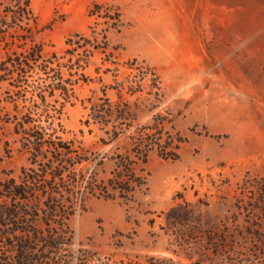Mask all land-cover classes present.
Wrapping results in <instances>:
<instances>
[{
    "label": "rangeland",
    "instance_id": "374dc122",
    "mask_svg": "<svg viewBox=\"0 0 264 264\" xmlns=\"http://www.w3.org/2000/svg\"><path fill=\"white\" fill-rule=\"evenodd\" d=\"M95 3L120 8L123 26L108 33L112 54L85 63L66 42L92 38ZM165 35L190 39L191 71L178 57L158 64ZM106 98L116 110L95 120ZM170 140L176 161L159 155ZM116 154L133 161L134 198L91 197L67 221L71 243L39 246L35 264H264V0H0V183L35 170L43 201L76 191V174L106 183Z\"/></svg>",
    "mask_w": 264,
    "mask_h": 264
},
{
    "label": "trees",
    "instance_id": "16d2710c",
    "mask_svg": "<svg viewBox=\"0 0 264 264\" xmlns=\"http://www.w3.org/2000/svg\"><path fill=\"white\" fill-rule=\"evenodd\" d=\"M28 5L29 3H27ZM90 16L96 19L94 24L90 26L92 38H86L84 34L76 33L66 42L67 45L71 46L70 49L66 50V55L73 56L77 48H84L85 63H88L95 50L107 56L112 54L108 51L110 47L108 33L112 29L119 31L123 26L120 8L110 3H95L90 11ZM100 18L103 21H99ZM82 38H84V44L81 46L80 42L77 41ZM35 54L36 59L34 61L43 58L41 45H38ZM79 66V69H83L82 65ZM146 71L151 72L155 78V87L157 88L155 95L159 96L161 87H159V81L156 79V73L151 67H146ZM81 78H85V74L81 73L80 78L77 79L74 85H77ZM118 85H120L119 96L121 98L124 87L121 83ZM66 89L60 90L64 93ZM136 92H141V90L135 89L131 91L130 95ZM104 95L106 97V94ZM105 102L108 103V107L104 103H93L91 110L94 113L95 120L100 114L101 117L114 114L113 111L116 110L114 109L116 105H113L108 98ZM29 123L31 124V122ZM107 124L108 121L103 123V126L105 127ZM113 129L114 131H106L108 136L106 140L100 138L102 143L107 144L119 138L121 133L117 131V125ZM30 137L37 143L42 142L40 148H42L43 142L46 144L43 137L40 138L36 135ZM145 142L136 139V145L141 153L146 148ZM158 146L160 147V157L165 160H178L179 157L176 153L178 144L170 140ZM146 158L144 156L142 159L144 164L147 162ZM103 159L99 161L97 166L103 164ZM112 160H115V168L111 172V178L106 183L98 181L96 174L89 178H85V175L79 177L80 174H76V179L73 180L74 185L72 184L74 188H77L76 191H69L67 186H63L60 192L55 193L56 195H48L43 201L40 198L38 199L39 192L36 189L35 182L39 174L35 170L24 173L19 183L14 179L0 183V247L8 251L6 256L0 255V264H35L34 253L39 246L53 249L71 243L70 239L73 238V234L67 225V221L76 214L77 207L84 212L86 203L91 197L132 200L136 191L142 186L137 177L134 176V171L131 168L133 161L121 154L114 155ZM84 162L86 160L80 158L76 160L74 165L78 167ZM58 177L62 178L63 174L54 175V178ZM41 222L44 226L40 225ZM52 223L57 224L55 228L58 231H54L55 228L52 227Z\"/></svg>",
    "mask_w": 264,
    "mask_h": 264
},
{
    "label": "crops",
    "instance_id": "0c3cea01",
    "mask_svg": "<svg viewBox=\"0 0 264 264\" xmlns=\"http://www.w3.org/2000/svg\"><path fill=\"white\" fill-rule=\"evenodd\" d=\"M180 33L177 29L176 34ZM152 54H154V58L157 60L158 64L161 65L164 62V59L169 57H178L179 59H183L184 61V67L186 63V67L188 70H192L193 66L195 65V49L192 45V42L189 38H186L185 36H169L165 35L164 38H159L157 40L153 41L152 46ZM140 52H142V49H140ZM144 55L148 58L150 55L148 53H145L147 51H143ZM176 59V58H174ZM194 64V65H193ZM182 67L181 63H178L177 67ZM197 66V65H196Z\"/></svg>",
    "mask_w": 264,
    "mask_h": 264
}]
</instances>
